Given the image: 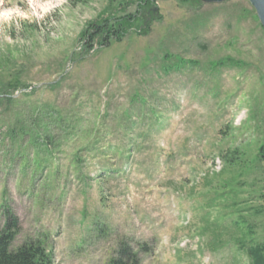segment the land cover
<instances>
[{
  "label": "rangeland",
  "instance_id": "374dc122",
  "mask_svg": "<svg viewBox=\"0 0 264 264\" xmlns=\"http://www.w3.org/2000/svg\"><path fill=\"white\" fill-rule=\"evenodd\" d=\"M156 1L146 35L137 22L88 53L85 29L135 0H0L15 246L41 241L55 264L123 246L141 264H251L237 242L264 240V27L249 0Z\"/></svg>",
  "mask_w": 264,
  "mask_h": 264
},
{
  "label": "trees",
  "instance_id": "16d2710c",
  "mask_svg": "<svg viewBox=\"0 0 264 264\" xmlns=\"http://www.w3.org/2000/svg\"><path fill=\"white\" fill-rule=\"evenodd\" d=\"M156 3V0H135L134 14L127 13L131 4H124L120 10L124 12L122 16L101 17L100 21L89 25L81 34L82 50L89 53L96 44L99 47H108L113 41L122 42L137 22H143V26L146 22L145 27L139 28L140 34L146 35L150 31V24L156 20V16L151 17ZM19 231L18 220L10 214L5 228L0 229V264H55L54 254L48 251L41 241L28 240L20 246H15ZM237 246L249 257L251 264H264V240H238ZM142 249L145 250V247ZM109 264H141V259L138 253L123 246Z\"/></svg>",
  "mask_w": 264,
  "mask_h": 264
},
{
  "label": "water",
  "instance_id": "95a60500",
  "mask_svg": "<svg viewBox=\"0 0 264 264\" xmlns=\"http://www.w3.org/2000/svg\"><path fill=\"white\" fill-rule=\"evenodd\" d=\"M226 1H229V0H204V2H209V3H222ZM249 2L255 8L258 18L262 26L264 27V0H249ZM156 11L157 10H155L154 13Z\"/></svg>",
  "mask_w": 264,
  "mask_h": 264
},
{
  "label": "flooded vegetation",
  "instance_id": "af4514ba",
  "mask_svg": "<svg viewBox=\"0 0 264 264\" xmlns=\"http://www.w3.org/2000/svg\"><path fill=\"white\" fill-rule=\"evenodd\" d=\"M152 14V13H151Z\"/></svg>",
  "mask_w": 264,
  "mask_h": 264
}]
</instances>
